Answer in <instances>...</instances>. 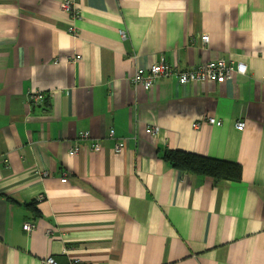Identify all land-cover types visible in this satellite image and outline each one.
I'll list each match as a JSON object with an SVG mask.
<instances>
[{"label": "crops", "instance_id": "obj_1", "mask_svg": "<svg viewBox=\"0 0 264 264\" xmlns=\"http://www.w3.org/2000/svg\"><path fill=\"white\" fill-rule=\"evenodd\" d=\"M60 1L0 0V264H264V0H76L75 34ZM219 57L246 74L130 80ZM166 148L240 179L182 173Z\"/></svg>", "mask_w": 264, "mask_h": 264}, {"label": "built area", "instance_id": "obj_2", "mask_svg": "<svg viewBox=\"0 0 264 264\" xmlns=\"http://www.w3.org/2000/svg\"><path fill=\"white\" fill-rule=\"evenodd\" d=\"M59 7L62 11L68 13L71 17L72 23L69 25L68 30L70 33H76V26L74 22L81 18V14L76 6V0H61L59 3ZM124 36V35H123ZM202 42H208V35H201ZM247 65L242 60H230L222 57L216 58L214 60H209L203 62L190 70H181V71H173L167 66L163 61H159L153 64H150L147 70H143L139 68L130 80L135 84L141 86L144 90H148L155 82L156 78L161 76H169L175 75L177 81L180 84L185 83H194V82H204V81H217L224 82L226 79H232L236 74H246ZM262 81H264V75L261 77ZM33 98H36L35 101L42 100V94H35ZM206 122L212 125H221V120L217 119L214 116H207L205 118ZM235 127L238 130H242L245 127V121L237 120L235 123ZM147 132H151V129L148 128ZM154 131V130H153ZM152 131V132H153ZM110 135H113V131H110ZM89 133L81 131L78 133L77 142L69 148L68 153L70 155H74L79 150V145L77 144L79 140L88 139ZM124 142H119L114 146V151L119 152L123 148ZM91 149L93 151H99L101 149V144L99 142H92ZM43 175H47L48 172L44 170ZM67 178L64 176L60 178L61 182H66ZM39 199L42 196L38 197ZM24 229L27 232H30L35 227V224L31 221L24 222ZM63 252H66L65 248H63ZM42 262L44 264H59L54 257L47 256L43 258ZM66 264H86L83 260L77 257L69 258Z\"/></svg>", "mask_w": 264, "mask_h": 264}, {"label": "trees", "instance_id": "obj_3", "mask_svg": "<svg viewBox=\"0 0 264 264\" xmlns=\"http://www.w3.org/2000/svg\"><path fill=\"white\" fill-rule=\"evenodd\" d=\"M160 158L182 173L205 175L211 177L214 181H239L240 179L241 169L235 162L218 160L194 152L170 148L163 149Z\"/></svg>", "mask_w": 264, "mask_h": 264}]
</instances>
